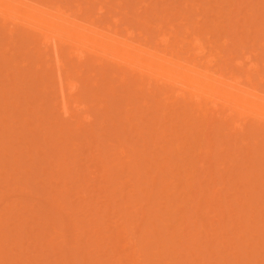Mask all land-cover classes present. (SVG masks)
Masks as SVG:
<instances>
[{
  "label": "rangeland",
  "instance_id": "374dc122",
  "mask_svg": "<svg viewBox=\"0 0 264 264\" xmlns=\"http://www.w3.org/2000/svg\"><path fill=\"white\" fill-rule=\"evenodd\" d=\"M39 1H42L43 4H47V1L59 2L63 6H68L67 8L72 12L78 5H81V17L86 18L84 20L89 18L88 20H94L103 26L111 25L115 19L119 20L118 28L122 34L127 31L125 29L130 28L138 34L135 41L142 42L143 38H148L149 46L152 48L159 47V44H156L159 34L170 36L171 41L174 40V35H169L168 22L164 23L161 30L155 28V23L151 29L149 28L150 30L144 23H140L145 19L144 16L149 14L150 9H152L153 16L154 14H157L156 17L166 15L174 24L180 23V12H183L184 9L187 11V8L182 7L186 0ZM197 1L203 5L201 7L203 9L188 7V10L196 11L195 17H198L199 12L210 13L213 17L208 14L203 21L206 23L210 18L212 19V23L207 22L208 28H211L214 25L213 21L220 16L214 13L223 12L224 16H220L221 18L217 20L222 24L220 26H223V29L220 28L222 30L221 33H218L220 36L215 39L222 41V37L228 38V44L221 48L225 55L230 54L233 59L237 60L242 58V52L249 51L251 45L257 44L256 47H258L260 34L264 35L262 32L264 26L258 22L261 19L264 22V14H261L264 13L262 1H258L259 6L260 3L262 5L261 7H257L258 3L254 0H226L228 4L225 0H209L208 3L206 0H193L194 4L192 2L188 6H196ZM218 1H224V3H218ZM231 1L234 2L231 3ZM241 1L243 2L241 3ZM245 1L247 3L250 1V4H246ZM237 2L239 8L244 4L248 5L245 10L244 7L242 9L247 15L251 14L249 8L256 10L251 15H254V21L256 19L262 27L249 34V38L251 35L255 36L256 32L258 34L253 38L251 36L252 40L249 41V45L241 44L236 37L247 38L248 34H244V29L254 22L244 23L243 20V22L239 20V13H235V10L238 9ZM206 3L209 6L205 5ZM235 4L237 5L236 9ZM192 7L194 8V6ZM259 8H262L261 13ZM229 11L232 12L229 13ZM143 13H145L144 16H142ZM242 13L240 12L241 19L246 15L242 16ZM259 13L261 15L257 16ZM202 14L199 15L204 19ZM228 14L231 15L230 18L233 19L232 16H234V19L239 21L235 23L234 19H231L234 23H230ZM149 16L153 17L151 12ZM191 17H193V13ZM248 19L251 20L249 16ZM191 20H194V17ZM215 23L217 24L216 21ZM140 24H144L147 28ZM220 26L218 23V27ZM8 27L7 25L2 29L0 26L2 30H0V222H2L0 223V235H6V237L3 236L6 238L4 241L0 236V264H118V258L119 260L123 259L121 261L124 262H120L124 264H151L156 262L158 256L163 259L162 264H230L231 262L264 264V234H262L264 232V228H262L264 226V180H259V175L264 174V165L260 160H255L259 159V156L252 157L254 156L252 150H255L257 145L250 142L248 148L251 149L242 150L245 158L242 153L239 154V151H236L231 155L232 164L228 161L226 169L220 167L218 162L226 155L227 151L224 153L216 151L217 145L213 147L211 154L201 149L204 147L202 144L206 141V137L200 133L198 124L189 121L188 114L190 112L186 110L188 105L184 99L179 98L176 103H173L176 99L171 98L165 107L166 110L159 103L155 104V107H145L143 106V94L138 93L135 87L129 88L130 85H123L119 81L117 76L119 72L130 74L125 69L117 70L114 63L102 60L96 62L95 58L89 56L85 57L83 62H79L73 57L69 59V49L66 47L62 48L66 71L69 72L68 74L73 80H77L75 78L76 71H80L83 78L79 80L78 93L73 98L83 96L88 113L94 119L91 124L84 125L79 116H75L73 119L63 118L58 111V106H54L57 92L52 78L55 71L52 72L51 66L50 71L47 69L49 66L44 53L42 54L44 46H42L41 39L28 28L15 27V36H17L15 41L9 36ZM25 37L26 39H24ZM178 39L187 42L189 35L185 34L181 28ZM220 41L218 45H220ZM22 51L26 53L24 56ZM262 51L264 49L260 52L264 57ZM32 55H35V58L30 59L33 57ZM20 61L27 64L29 61V64L26 65ZM224 61L226 62V57L222 59V62ZM36 74L47 77V85L51 87L46 86L42 77L36 80ZM94 74L96 75L94 76ZM87 79L86 87L84 80ZM94 84L96 86L99 84V86L96 88ZM46 88L48 89L46 90ZM66 89L68 91V87L64 86V94H67ZM98 91L100 95L97 93ZM74 99L68 101L69 109H72ZM99 99L103 101L104 108L102 110H98L99 108L96 107L99 106ZM127 102L129 105L126 106ZM155 108L160 109L161 112ZM162 112L167 115L164 116ZM175 132L179 133L175 134ZM86 136L90 138V145H87L84 139ZM194 140L199 143H195ZM76 141L83 143V147L79 151H75L73 142L76 143ZM118 145H122L125 149L124 159L118 158L119 155L114 149ZM259 147L261 148L262 145ZM71 153L75 154L71 156ZM120 159L123 161L121 162ZM50 161L52 162L50 163ZM76 161L79 167L74 168ZM204 161L205 168H209V171L200 167V162ZM120 164L126 165V170L120 171L124 168ZM254 165L260 171L259 175L256 173L258 176L252 179L254 181H249V183L239 181L241 175L252 172ZM129 170L131 171L129 172ZM153 173L157 175L156 177L154 175L155 179L151 181ZM61 174H65L67 177L64 178V175L61 177ZM176 174H179L180 180ZM213 175H215L216 182L222 176L230 178V184L226 185L227 187L225 186L224 189L218 184L215 185L216 183L214 187L218 188L215 189L216 191H219L217 199H220L218 205L220 204L219 207L221 206L223 209L221 212L226 213V215L224 214L225 218L235 226L230 231L229 238L233 237L236 244L231 245L233 248L231 246L225 250L224 248H212L210 253H205V240L197 234V231L192 232V225L187 219L191 212L186 210L184 205L185 200L191 198L190 196L195 195L196 192H187L188 187L185 185L187 182L195 183L199 180L202 186H206L207 179ZM178 184L180 186H178L177 199L180 198L178 199L180 209L175 212V206L174 209L169 207L167 193H164L163 190L168 188L173 191ZM226 188L227 190L228 188L232 189L229 191V200L231 201L243 199L245 195H247L246 199L255 198L251 203L253 204L252 209H254L252 219L255 221V225L261 228L259 227L258 233H254L255 237L250 241L249 248H243L242 244L240 248L235 237V233L239 231L237 228L242 223L235 217L237 210L234 209L235 211L230 215L225 211L223 201L226 196L224 192H227ZM61 191L62 193H60ZM247 191L252 192L249 194ZM149 193L151 194L150 198L148 197ZM145 197L148 198L144 199ZM151 199H153L152 202ZM59 201L62 207L65 206L62 211L59 207L55 210V205ZM243 201L246 200H242L241 203ZM32 204L36 205L33 211L30 207ZM106 206L108 208L104 211ZM156 209H161V211L157 212ZM166 210L174 211H170L169 216H166L164 215ZM58 211L60 215L56 214ZM212 211L214 212L210 213L209 217H212V226L217 230L216 219L218 216L215 213L218 211L215 212V208ZM215 215L217 217H214ZM59 216L64 218L65 224H67L65 227L57 220ZM199 219L198 222H201L202 218ZM25 223L27 224L25 225ZM167 224L169 226L164 230L163 227ZM20 226L21 231L19 230ZM17 227L19 233L16 231ZM24 227L27 228V231L22 234ZM57 230L64 233V241L63 237H54V232ZM251 234L248 233L246 237ZM36 236L39 242H34L33 238ZM117 236L120 240L119 246H116V242L119 241L115 240L118 239ZM51 237H54L53 244ZM36 243L41 244H37V246ZM115 251L118 254H115ZM129 254L131 255L128 258L126 255Z\"/></svg>",
  "mask_w": 264,
  "mask_h": 264
},
{
  "label": "bare ground",
  "instance_id": "6f19581e",
  "mask_svg": "<svg viewBox=\"0 0 264 264\" xmlns=\"http://www.w3.org/2000/svg\"><path fill=\"white\" fill-rule=\"evenodd\" d=\"M206 1H207V3L209 2V0H206ZM254 1H256L258 3L259 0H254ZM192 2H193V0H186L185 4L183 3L182 7L187 8V11H186V9H184L183 12L182 11L180 12V23H178V24H174L171 21V19L168 18L166 15H160L159 17H156L157 14H154V16H153L152 11H151L152 9H150V11L148 12L149 14L151 12V16H153L152 18L149 16L148 13H147L148 14L147 16H144L145 13H143L142 16H144L145 19H143V21H140V20L139 21H140V23L141 22L144 23L148 27V30L151 29V27L154 23H155V28H157L158 30H161L164 26V23L168 22L167 25H169V29H170L169 35H174V40L171 41L170 36H166L165 34H159L158 39L156 40V44H159L158 48L150 47L149 43H148V38H143L142 42L135 41V37L138 34H136L130 28L125 29V31L126 30L127 31L124 34H122L120 32V29L118 28V26L120 25L119 20L115 19V21L112 22L111 25L109 24V25L103 26V25L97 24V22L94 20H92V21L88 20L89 18L87 20H84L86 18L81 17V15H82V13H81L82 10L80 8L81 5L80 6L78 5L79 7L77 6L75 11L72 12V11H70L69 8H67L68 6L67 7L63 6L59 2H55V1H50V2L47 1V4H43L42 1H39V0H0V26L2 29H3V27H7V25L9 26L7 29L8 34L12 39L14 38L13 40H15V38L17 37V36H15L16 35L15 29H14L15 27H22V28L24 27L26 29L28 28L33 34H35L36 36H39V38L41 39V41L43 43L42 46H44V49H43L44 52H42V54L44 53L45 58H46V62H48V66H49L48 67L46 65L48 67L47 69L50 71L49 68L52 67L53 68L52 72L55 71L53 73L54 79L52 78L54 85H55L56 92H57V95L55 97L56 101L54 103V106L55 107L58 106V109H59L58 111L61 114V117L73 119L75 116H79L81 121H82V124H84V125L91 124L93 122V119H94L88 113V110L85 106L86 104L83 102L84 97L82 96V97H76L75 99L73 98L78 93V88H79L78 82H79V80H81L82 76H81V73L78 69L79 67L77 68L79 72L76 71V77H75L78 81L75 79H74L75 81L73 79H71L70 75L68 74L69 72L66 71L65 61L63 60V57H62L64 54L62 48L66 47L69 49V53H68L69 59H72V57H73L74 59L76 58L75 60H78L79 62H83V59H85V57L89 56V57L95 58L96 62L101 61V60L102 61H110L116 65L117 70H119L120 68L125 69L130 74H124V73L121 74L122 72H119V75H117L115 73H114V75H117L119 77V81L121 83H123V85H128V86L130 85L129 88L135 87L136 91L138 93L143 94V97L142 96L141 97L144 98L143 106H145V107H148V108L155 107V104L158 105V103H159V105L165 109V107H167L168 103L170 102L171 98L176 99L175 101H173V103H176L177 99H179V98L184 99V101L188 105L186 107L187 108L186 110H188L190 112L188 114L189 115L188 118L190 119L189 121L194 122V124H198L197 127L198 126L200 127V128L198 127L200 129V133H202V135L204 137H206V141L202 144V146H204V147H201V149L203 151H205L206 153L211 154L213 152V147L215 145H217L216 151H220L223 153L227 151L226 155H224L219 160L220 162H218L220 167H224L226 169L225 166H226L228 161L230 162V164H232L231 163L232 153L239 151L238 153L239 154L242 153V155H243L242 150H245L246 148L248 150H250L251 148H248V145L250 144V142H253L255 145L258 146L257 148H255V150H252L254 156H252V155L251 156L255 157V158L259 156V159H255V160H260V162H262V165H264V57H262V54L260 53L261 50L264 49V35L260 34V37H259L260 40H259V42L257 41L259 43L258 47H256L257 44L251 45V48L249 49V51L247 53L242 52V55H243L242 58L235 60L232 58V56L230 54L225 55L223 53V49H221L222 47L226 46V44H228V42H229L228 38L222 37L221 38L222 41L219 40L220 45H218L219 41L215 39V38H219V36H220V34H218V33H221V31H222V30H220V28L222 27V29H223V26H220L222 24H220V22L217 21L219 18H221L220 16H224L223 12H221L220 14H217V12L214 13L215 15H220V16L218 17V19L213 21L214 25H212L211 28H208L209 25H207V22L212 23V19L210 18V20L207 21L206 23L203 21H205V17H207L208 14H210V13L205 12V14H202L199 12V14H202V17L204 16V19H202L201 15H199V14H197L198 17L196 16L197 19H195L196 18L195 13H197V12L196 11L193 12V10H190V9H195V8H197L198 10H199V8L203 9V8H201V7H203V5H201V3L197 1L198 3H200L199 4L200 6L198 5V3L197 4L195 3L196 6L192 5V6H194V8L192 6L191 7L188 6L189 3L191 4ZM220 2L218 1V3H220ZM225 2H226V0H225ZM232 2H234V1H231V3ZM238 2H237V5H238ZM242 2L243 1H241V3ZM245 2H246V4H250L249 3L250 1H248V3H247V1H245ZM259 2L264 3V0H260ZM119 3H121V2H119ZM203 3H204V1H203ZM207 3L205 5L209 6ZM218 3H217V5H218ZM221 3L223 4L224 1ZM235 3H236V1H235ZM261 3H260V6H259V3H258V6L256 4L255 5L257 7H261L262 5H264V4L261 5ZM192 4H194V2ZM213 4H215V3H213ZM222 4L221 5L219 4V5L222 6ZM246 4H244V6H241L240 8H239V5L237 7V5L235 4V9H236V7L238 9L235 10L233 7H232V9L235 10V13H237V14L239 13V16H240L239 20H241V21L243 20L244 23L245 22L249 23L250 21L254 22V24L251 23V25L247 26L245 29L243 27L244 34H246V33L248 34V35L246 34L247 38H245V39L239 38L241 36L236 37L237 40L239 39V42L241 44L245 43V44L249 45V41L252 40L251 36H252V38L254 36V35H251L249 38L248 37L249 34H252L255 31H258L257 28H262L261 25L264 26V22H262V19H261V21H258L260 24L262 23L260 25L256 21V19L254 21V15H251V14L255 13L256 10H252L251 8H249L248 10H249V13L251 12V14L247 15V13H244V11L242 9L244 7V10H245V7L248 6V5L246 6ZM119 5H121V4H119ZM210 5H211V3H210ZM212 6H215V5H212ZM220 6H218V7H220ZM188 7L190 8L189 9L190 12L188 10ZM262 8H264V6H262ZM262 8H259L260 13H261ZM207 9H209V8L207 7ZM145 10H147V9H145ZM99 11H101V10H99ZM185 11L188 12L190 15L188 16V13H186ZM209 11H211V9H209ZM223 11H224V9H223ZM236 11H238V12H236ZM191 12L193 13L194 20H191V18H193V17H191V15H192ZM230 12H232V11H229V13ZM240 12L241 13L243 12L242 16H244L246 14L245 18L242 17L243 19H241ZM141 13H142V11H141ZM260 13L257 16L264 14V13H261V14ZM228 15L230 18L231 15L230 14H228ZM250 15H251V17H250ZM248 16H249V18H251V20L248 19ZM232 17L234 19V16H232ZM140 19H141V17H140ZM150 19H151V21H150ZM231 19L232 18L229 19L230 23H234V22L237 23L239 21L238 19L235 18L234 20L232 19L234 21L233 22V21H231ZM247 20H249V21H247ZM258 20H260V19H258ZM215 21L217 22V24L215 23ZM218 23H219L220 27H218ZM144 24H140V25L144 26ZM242 25H244V24L242 23ZM146 26H144V27H146ZM229 26L230 25L228 24V27ZM235 26H237V25H235ZM1 28H0V30H1ZM181 28L185 34L189 35V40L187 42H185L184 40L178 39L179 31ZM246 30H248V31L246 32ZM262 32H264V31H262ZM256 33H255V36H258V34H256ZM244 34H243V36L246 37V35H244ZM24 39H26V37ZM257 39H258V37H257ZM24 44H26V43H24ZM24 47H26V46H24ZM4 49H5V47H4ZM21 53H23V51ZM262 53H264V51H262ZM19 54H20V52H19ZM24 54H26V53H23L22 55L24 56ZM27 54H28V52H27ZM259 56H261V57H259ZM225 57H226V62L225 61L222 62V59H224ZM18 58H19V56H18ZM31 58H35V55L33 57H30V59ZM24 59H25V57H24ZM22 60H23V58H22ZM24 61H20V62H23L26 65H28L30 60L28 61V64ZM93 62H95V61H93ZM85 63H86V61H85ZM25 64L23 65L24 67H25ZM31 64H33V63H31ZM88 64H90V63H88ZM92 64L93 63L91 62V66H92ZM16 66H15V68H16ZM23 66H22V68H23ZM70 66H71V63L69 65V67ZM74 70H76V69H74ZM44 74H46V73H44ZM48 75H49V73H48ZM95 75L96 74H94V76ZM112 76H113V74H112ZM41 77H42V80L46 82L47 77L41 76L40 74H36V76H35L36 80L41 79ZM48 79H50V78H48ZM84 82H86L85 84L87 87L88 79L86 81L84 80ZM45 84H46V86H48L47 82ZM96 84H97V82H96ZM80 85H81V83H80ZM64 86L68 87V91L66 89L67 94L65 93L66 96L64 94ZM90 86H92V85L90 84ZM98 86H99V84H98ZM98 86H96V88ZM48 87H51V86H48ZM80 88H81V86H80ZM47 89L48 88H46V90ZM84 92H85V90H84ZM97 93L99 94L100 92L98 91ZM130 93H132V92H130ZM130 96H131V94H130ZM130 96L127 95V97H130ZM160 97H161V99H160ZM71 99H74V103L71 107L72 109H69L68 101ZM98 101H100V99ZM127 104H128V102L126 103V106H127ZM98 105L99 106H96L97 108H99L98 110H102L104 108L102 100L99 102ZM139 108H142V107H139ZM156 110H158V108ZM165 110H163V111H165ZM158 111L161 112L160 109ZM138 112L140 113V110H138ZM165 115H167V114L165 113L164 116ZM156 116H158V115H156ZM77 129H78V126H77ZM176 133H179V132H175V134ZM177 137H178V135H177ZM75 139H77V138H75ZM84 139H85L87 145L91 144L90 138H88L86 136V138L84 137ZM177 140H179V138H177ZM72 141H75V140H72ZM194 142L199 143V141H196V140H194ZM76 143H77V141H76ZM76 143L73 142V144L75 145V149H76L75 151H79L83 147L82 146L83 143H81V141H79L77 144ZM259 145H262V147L260 148ZM67 146H68V144H67ZM115 147L116 148H114V149H116V151L119 155L118 158L120 157V158L124 159L123 157H125V155H124L125 149L123 148V146L118 145V147L117 146H115ZM240 151H242V152H240ZM73 154H75V153H73ZM73 154L71 153V156ZM54 156H55V154H54ZM244 158H245V156H244ZM67 159H68V156H67ZM99 159H101V158H99ZM122 159H120L121 162L123 161ZM241 160H243V158H241ZM71 161H74V160H71ZM51 162L52 161H50V163ZM103 162H104V160H103ZM244 162H246V161H244ZM48 163H49V161H48ZM200 163H201V165H200L201 168H204V170L209 171V168H205V161L200 162ZM251 163H253V162H251ZM75 164L76 165L74 168L79 167L77 164V161ZM244 164H246V163H244ZM247 164H248V162H247ZM65 166H66V164H65ZM125 166L121 165V167H124V168L121 169L120 171L126 170ZM63 167H64V165H63ZM63 167H62V169H63ZM139 168H140V166H139ZM252 168H253L251 170L252 172L245 174V175H241L239 178V181L241 180V182H247V183H249V181L253 182L254 180H252V179H254L255 176H258L260 171L258 170V167L255 165ZM227 169H228V167H227ZM130 171L131 170H129V172ZM155 172H157V171H155ZM61 173H63V172H61ZM137 173H139V172H137ZM256 173H258V175ZM104 174H103V176H104ZM144 174L146 175V173H144ZM154 175H155V173H153V175L151 177V181H154L157 174L155 175V177H153ZM176 175H178V180H180L179 174H176ZM62 176L64 178L67 177V175H65V174H61V177ZM259 176H260L259 180H264V174H261ZM61 177H60V179H61ZM207 180H208V182H207L206 186H202V184L200 183L199 180L196 181L195 183L187 182V185H185L186 187H188L187 192H191V193L196 192V194L195 195L192 194V196H195V197L190 196L191 198L185 200L184 205H185V209L190 210V212H191L190 216L189 215L187 216V219L192 225V227H191V229L193 228L192 232L197 231V234L205 240V243H206L205 246L206 247L204 248L205 249L204 252L210 253L211 250H213L214 248H224V250H225V248H229L232 244L233 245L236 244V242L234 243L235 240L233 239V237L229 238L230 231L233 230L235 226L233 225L232 222L228 221L225 218L226 216H224V214L226 215V213L221 212L223 209H221V206L219 207L220 204L218 205V202L220 199H217V196H218L217 192H219V191H216L218 188L216 189L214 187V184L216 183L215 185L218 184L219 186H222L224 189V187L226 185L230 184L229 183L230 178L222 176L220 178V180L218 179L217 180L218 182H216L215 175H213V176L209 177ZM256 181L258 182V180H256ZM211 185H212V187H211ZM178 186H180V184L176 185V187H174L175 190H173V191H170L168 188H165L163 190L164 193H167L166 195H167V197L169 199V203H170L169 207L171 209L172 208L174 209V206H175V212H177L180 209V201L178 203V199H180V198L177 199V197H178V195H177ZM231 190H232L231 188H228V190L226 188L227 192L226 193L224 192V195H226V196H224L225 198L223 201L225 211L227 212L228 215H230L233 213V211H235L234 209L237 210L235 217L238 220H241L242 223L237 228V231L238 230L239 231H238V233H235V237H236L238 243L240 244V248L242 245H243L242 246L243 248H249L250 241H252V239H254V237H255L254 233L255 232L258 233V231H260L259 230L260 226H256L255 221H253V219H252V217H254L252 215V213H253L252 211L254 209H252L253 204H251V203H253L252 201H254L255 198L246 199L247 195H245L244 197L242 196L243 199H237L236 200L234 198L235 200L231 201V200H229L230 199L229 191H231ZM251 192L252 191H250V193ZM60 193H62V191ZM150 193L148 196L149 198L151 197ZM248 193L245 192V194H248ZM197 194H198V196H197ZM242 195H243V193H242ZM227 196H229V197H227ZM248 196H250V195H248ZM148 197H145L144 199H146ZM37 199H39V198H37ZM152 200L153 199H151V202H152ZM242 200H246V201H243V203H241ZM52 201L54 202V200H52ZM64 202H65V200H64ZM32 205L30 207H31V210L33 211L34 206H36V205H33V206ZM55 207H54L55 210H57L59 207L62 211V210H64L65 206L62 207L61 203L59 201L57 203V205H55ZM107 208H108V206H106L104 211H106ZM214 208H215V212L218 211V213H215L218 216V218L216 219L217 220L216 221L217 222L216 228H218L217 230H219L218 233H215V231H217V230H215L212 226L213 225V222L211 221L212 217H209V214L210 213L212 214L214 212V211H212V209H214ZM247 208H249V210H247ZM25 209H26V207H25ZM60 209H59V211H60ZM32 211H30V212H32ZM59 211L56 212V214L60 215ZM156 211L160 212L161 209H156ZM170 211H174V210H169V211L166 210L164 212V215L169 216ZM216 215L214 217H217ZM199 218H202L201 222H198V220H200ZM57 220L64 227L67 225V224H65L64 218L62 216H59L57 218ZM0 223H2V222H0ZM27 223H28V221H27ZM27 223H25V225ZM168 226H169V224L164 225V227H163L164 230L166 228H168ZM25 227L23 228L22 234H25L27 231V228H25ZM262 228H264V226H262ZM16 229H17L16 231H18V227ZM19 230L20 231L22 230L21 226H20ZM60 231H58V230L55 231L54 237H57V236L63 237V241H64L65 235L62 231H61V233H59ZM18 233H19V231H18ZM248 233L249 234L252 233V234H251V236L249 235V237H246ZM262 234H264V232H262ZM262 234H259V235L261 236ZM0 236L6 237V235H0ZM37 236H39V235H37ZM37 236L33 238L34 242H39V239L37 238ZM118 236H119V234H118ZM54 237H51V239H52L51 243L52 244H53ZM245 238H248L249 240H247ZM4 239H6V238L3 237L2 240L4 241ZM115 240L116 241L119 240V237H118V239H115ZM130 242H131V240H130ZM37 244L39 245L41 243H36V245ZM119 244H120V240L116 242V246H119ZM133 244L134 243L132 242V245ZM66 247H67V245H66ZM231 247L233 248V246H231ZM145 248H147V247H145ZM148 248H149V246H148ZM116 252L117 251H115V254H118ZM139 252L141 253V251H139ZM140 253H138V254H140ZM247 254H250V252H247ZM130 255L131 254L126 255V256L128 257ZM121 260H123V259L119 260V258H118V264H120L121 262H124ZM162 260L163 259L160 256H158L156 262L151 263V264H157V263L162 264ZM121 264H124V263H121ZM230 264H239V263L231 262Z\"/></svg>",
  "mask_w": 264,
  "mask_h": 264
}]
</instances>
